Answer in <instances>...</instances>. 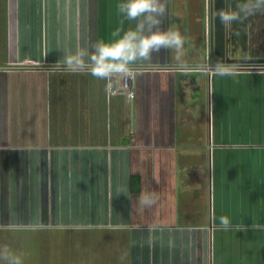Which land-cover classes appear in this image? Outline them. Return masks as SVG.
Returning a JSON list of instances; mask_svg holds the SVG:
<instances>
[{
    "label": "crops",
    "instance_id": "crops-1",
    "mask_svg": "<svg viewBox=\"0 0 264 264\" xmlns=\"http://www.w3.org/2000/svg\"><path fill=\"white\" fill-rule=\"evenodd\" d=\"M212 1L165 0L186 47L133 65L130 98L63 63L113 39L123 0H0V246L24 264H264V67L217 60Z\"/></svg>",
    "mask_w": 264,
    "mask_h": 264
},
{
    "label": "clouds",
    "instance_id": "clouds-1",
    "mask_svg": "<svg viewBox=\"0 0 264 264\" xmlns=\"http://www.w3.org/2000/svg\"><path fill=\"white\" fill-rule=\"evenodd\" d=\"M119 14L123 17L120 27L112 32L113 39L100 40L89 48H78L72 54L63 57V63L70 72L88 71L98 80L115 81L117 85L135 76L132 68L136 64L150 63L153 53L161 49L180 51L185 38L179 31L171 28L161 30L160 25L166 15L165 0H123L117 5ZM257 12H264V0H243L236 9H220L216 15L225 26L242 21ZM124 20L134 22V26L124 29ZM218 75H235L222 72L217 66L213 69ZM132 95V93H129ZM154 193H145L139 197L143 207H151L156 203ZM220 227L228 230L231 221L226 216L220 217ZM253 230L264 229V225L254 223ZM0 261L3 264H24L23 254H18L7 245L0 246Z\"/></svg>",
    "mask_w": 264,
    "mask_h": 264
},
{
    "label": "flooded vegetation",
    "instance_id": "flooded-vegetation-1",
    "mask_svg": "<svg viewBox=\"0 0 264 264\" xmlns=\"http://www.w3.org/2000/svg\"><path fill=\"white\" fill-rule=\"evenodd\" d=\"M237 4L231 6L235 10ZM261 14L260 20L253 25L248 24L244 27L242 21L233 22L228 26L230 35L228 36V51L223 57L222 64L232 66L234 68H261L264 67V12ZM261 19L263 21H261ZM234 32L238 34L234 35ZM259 59L260 62L255 63H227L225 59ZM222 58L218 57L220 61Z\"/></svg>",
    "mask_w": 264,
    "mask_h": 264
},
{
    "label": "water",
    "instance_id": "water-1",
    "mask_svg": "<svg viewBox=\"0 0 264 264\" xmlns=\"http://www.w3.org/2000/svg\"><path fill=\"white\" fill-rule=\"evenodd\" d=\"M213 30H212V41L215 57H221L219 61L222 63L224 61L223 57L228 51V36L230 31L228 26L222 25L220 23L219 17L216 15L217 11L220 9H229L235 4L242 3L243 0H213ZM227 63H255L260 62L259 59H225Z\"/></svg>",
    "mask_w": 264,
    "mask_h": 264
},
{
    "label": "built area",
    "instance_id": "built-area-1",
    "mask_svg": "<svg viewBox=\"0 0 264 264\" xmlns=\"http://www.w3.org/2000/svg\"><path fill=\"white\" fill-rule=\"evenodd\" d=\"M130 82H131V79L127 81V87H125V86L123 85V83L121 84V87H122V89L124 90V92L126 93L127 97H130V98H131V97H133V95H134V91H133L132 88H131V84H130ZM129 93H132V95H129Z\"/></svg>",
    "mask_w": 264,
    "mask_h": 264
},
{
    "label": "rangeland",
    "instance_id": "rangeland-1",
    "mask_svg": "<svg viewBox=\"0 0 264 264\" xmlns=\"http://www.w3.org/2000/svg\"><path fill=\"white\" fill-rule=\"evenodd\" d=\"M180 4L182 5V3H180ZM178 21H180V22L182 21V22H183V18L180 17V18L178 19ZM182 22H181V23H182ZM200 24H201V23L198 24V25H199V28H200ZM182 29H183V26H181V27H180V30H179V31L181 32V35H182ZM198 32H200V29H198ZM187 46H189V45H187ZM183 47H186V45H183ZM210 155H211V153H210ZM209 175L211 176V171H210ZM210 182H211V185H212V179H211V177H210Z\"/></svg>",
    "mask_w": 264,
    "mask_h": 264
}]
</instances>
